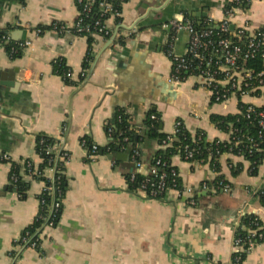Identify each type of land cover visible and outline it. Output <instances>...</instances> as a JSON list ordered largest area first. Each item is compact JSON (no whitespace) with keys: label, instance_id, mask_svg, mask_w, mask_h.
Listing matches in <instances>:
<instances>
[{"label":"crops","instance_id":"obj_1","mask_svg":"<svg viewBox=\"0 0 264 264\" xmlns=\"http://www.w3.org/2000/svg\"><path fill=\"white\" fill-rule=\"evenodd\" d=\"M230 2L125 0L119 16L107 20L111 37L96 38L94 59L84 68L87 36L49 28L55 22L75 24L76 0H0V30H7L0 35V73L17 70L21 84L17 92L0 85V151L10 156L8 161L0 157V264H233L242 216L255 213L264 219V204L252 193L264 186V161L254 176L251 162L241 155H222L218 169L210 161H186L173 155L171 163L183 185L199 189L208 182L213 186L222 176L233 188L200 191L196 203L189 205L174 190L163 200L131 192L125 179L127 161L113 165L108 154L88 162L81 143L89 138L106 146L111 138L107 125L121 109L131 115L138 130L149 112L157 111L166 133H173L175 122L181 120L194 136L202 131L208 140H228V131L218 127L213 116L237 115L241 102L261 105L263 100L213 102L197 77L174 81L167 54L171 32L164 22H219ZM205 12L207 16H199ZM246 22L251 30L264 28V0L242 1L233 24ZM150 24L154 26L139 32ZM5 35L12 43H31L11 57ZM187 43L183 34L178 47ZM59 58L73 71L75 83H66L56 72ZM83 69L86 77L80 82ZM40 134L56 138L59 147L70 153L63 170L69 187L57 225L42 231L38 248L20 247L15 239L33 224L44 183L26 177L30 184L24 198L7 187L13 162L41 161L36 153ZM160 147L156 140H146V158ZM242 264H264V242H258Z\"/></svg>","mask_w":264,"mask_h":264},{"label":"built area","instance_id":"obj_2","mask_svg":"<svg viewBox=\"0 0 264 264\" xmlns=\"http://www.w3.org/2000/svg\"><path fill=\"white\" fill-rule=\"evenodd\" d=\"M243 0H231L224 8V17L221 21L215 22L212 19H206L198 27L194 21L189 19H175L171 21L172 32L167 46V54L172 60V79L176 82L183 81L189 76L197 77L201 83L209 90L213 102H227L233 98L241 100L245 97H256L263 100V104L243 103L241 102L242 114L247 120L246 125H254L258 128L256 135L246 132L243 128L235 126L233 123L228 125V140H209L210 146L208 152L210 157H221L226 153H232L241 156H252L264 151V28L251 30L248 22L245 25L235 26L231 29L233 18L238 11L239 5ZM79 9L78 18L72 27L58 22L53 23L52 30L58 33L71 32L80 36H93L94 38L111 37L112 31L107 24L111 16H119L120 12L114 7L112 0H76ZM97 7L99 14L94 17L93 10ZM168 26V24H166ZM186 30L189 36V42L185 54L178 55L175 53V43L178 40V32ZM37 31L43 33L45 30L37 28ZM5 44L10 43L9 54L14 57L20 54L30 45V41L12 43L9 36H4ZM62 58L55 60V65H60ZM66 82V78L73 80V71L68 68L61 75ZM86 77V71L80 74V82ZM152 119L156 115L151 116ZM183 122H175V130L168 134V141L164 146L171 144L178 132L181 131ZM111 136L112 128L107 129ZM125 140H128L126 138ZM82 146L86 150V160L88 162L97 161L103 154L99 153V145L95 142L91 146L87 144V138L81 140ZM183 155L181 157L186 161H195V156L199 153V148L191 144L181 145ZM223 148H226L223 151ZM50 149V147H49ZM122 152L126 147L124 146ZM55 164L48 167L45 171L33 168V160L27 163L28 173L26 177L34 179V176H46L54 184L56 183L57 174L61 173L59 162L65 163L70 159V153L59 145L54 147ZM236 150L235 153L233 151ZM110 154V147H107ZM139 150H133L129 155L133 167L129 169L128 175H125L127 187L131 192L142 194L148 199L163 200L169 190H174L177 196L185 200L186 204L194 205L200 191L212 190L213 188L231 192L232 186L229 182L221 179L217 185H210L208 182L202 184L199 189L191 186H185L180 180L179 172L172 165L169 171L160 170L158 166L163 163L161 159L156 161V165L139 160ZM0 157L4 161L10 160L7 153L0 151ZM25 160V159H24ZM24 160L21 163H24ZM32 160V161H31ZM113 165L116 164L112 159ZM252 164V162H251ZM142 174L141 180L137 175ZM18 176L12 173L10 180L17 181ZM39 194L40 208L33 221H41L40 226L35 232L25 230L19 235L15 242L20 247L38 248L40 245L41 233L46 227H54L58 223L57 214L62 210L65 196L61 190L54 185H46ZM135 185V186H134ZM134 186V187H133ZM50 191L55 195L56 191L60 194L58 199L52 204H47L46 199L42 196L45 191ZM17 194L18 192L15 191ZM253 195L260 198L264 195V188L257 187L252 190ZM19 195V194H18ZM20 196V195H19ZM245 216V215H243ZM242 216V217H243ZM263 220L261 217L256 220ZM255 228H246L245 236L235 237V253L233 264H242L244 256L252 250L258 242H264L263 225L257 224ZM240 226V225H239ZM238 226V227H239Z\"/></svg>","mask_w":264,"mask_h":264},{"label":"trees","instance_id":"obj_3","mask_svg":"<svg viewBox=\"0 0 264 264\" xmlns=\"http://www.w3.org/2000/svg\"><path fill=\"white\" fill-rule=\"evenodd\" d=\"M21 3H24L25 0H19ZM125 0H112L114 7L121 13L123 3ZM99 14L98 8L95 7L93 10V16L96 17ZM187 15V14H186ZM120 20V17L118 18ZM198 27H202V24H198L194 22ZM49 28H52L50 26ZM45 30V28H42ZM88 38V44H89V54L86 56L83 67L87 68L90 67L91 61L94 59V53L92 52L93 46L96 43L97 39L93 36H87ZM110 38V37H109ZM108 39V38H107ZM4 41V40H3ZM7 50L9 51L11 44H5ZM19 56V54L15 55L14 57ZM69 67L67 66L65 60L62 59V62L60 65H55L56 72L60 75H63ZM66 83L72 84L75 83L74 81H71L70 79L66 78ZM155 114L156 118L152 119L151 116ZM213 121L220 127L221 129L228 128V125L230 123H233L235 126H239L243 128L246 132L251 133L253 135H256L258 128L254 125L247 126L246 122L247 120L242 114L237 115H228V116H221V115H214ZM162 119L160 114L157 111H150L147 119L144 123V125L141 126V128L138 130L136 129L135 125L132 122L131 115L125 111V109L118 110L116 113V116L114 119H112L109 124L107 125L108 128H112L111 132V138L106 146H100L99 145V153L103 155H108L109 152L107 151V147H110V155L116 154L117 152H122L123 147L125 146L126 151L129 155L132 154L133 150H139L140 155L138 156L139 160H143L145 162L151 163L153 165H156V161L158 159H161L162 162H167V165H164L161 163L158 168L160 170H170L171 158L175 154H181L183 155V147L181 145L185 144H191L192 146H196L199 148V153L195 156V161L199 162H207L210 161L211 164L214 165L215 169H218V162L216 156L210 157L208 152V147L211 145L209 140L206 138V134L202 131H199L195 134V136L185 128L184 124L181 128V131L178 132L176 135H174L175 140L168 144L167 146H164L165 141H168V134L163 131L161 127ZM128 138V140H125ZM83 139V138H82ZM146 140H156L160 145V149H158L155 153V155L151 158H146L145 152L143 150V144ZM93 141H91L89 138H87V144L88 146H91ZM58 140L52 136L43 135L40 134L37 136L36 140V153L41 158V161L39 163H33V168H38L39 170L45 171L48 167L55 164V150L54 147L57 146ZM264 146V144H263ZM50 147V149H49ZM226 148H223V151ZM236 150L233 151L235 153ZM180 155V156H181ZM246 159H248L250 162H252L250 167V173L254 176H257L259 174V167L264 161V151L259 152L257 154H254L252 156H244ZM220 158V157H219ZM31 158H26L24 160V163L19 162H13L12 169L10 172V176L12 173L17 174L18 179L17 181H12L9 179L8 184V190L17 191L21 198H24L27 196V190L29 189L30 182L27 180L26 175L28 173V167L27 162L30 161ZM116 161V164H122L121 161H119L117 158H114ZM148 159V160H147ZM129 160L125 162L126 166L128 167L127 171L133 167L132 162ZM169 165V166H168ZM59 168H61V173L57 174L56 176V183H52L50 179H48L46 176H34L35 180H39L46 183V185H54L55 187H58L61 190V194L63 196L66 195V192L68 190V180L66 178V175L64 173V163L59 162ZM157 166V165H156ZM173 166V165H172ZM174 167V166H173ZM126 171L125 175H128V172ZM239 169L234 171V174H238ZM143 177L142 174L137 175L138 180H141ZM223 179L222 176H219L216 181H214L213 185H217V182L219 180ZM181 178H179V184H180ZM135 186V185H134ZM133 186V187H134ZM220 190V188H218ZM58 191H56L55 195L51 193L50 191H45L43 193V197L46 199L47 204H52L54 200L58 199L59 197ZM262 203L264 204V195L260 197ZM62 211V210H61ZM61 211L57 214V219L59 221V218L61 216ZM259 215L255 213H247L245 216L241 219V224L238 227L237 235L238 236H245L247 234V229L255 228L257 227V224L264 226L263 220H256ZM41 221H36L33 224H31L26 230H29L31 233L36 231V228L40 226ZM264 232V228H263ZM246 258V255L244 256V259Z\"/></svg>","mask_w":264,"mask_h":264},{"label":"water","instance_id":"obj_4","mask_svg":"<svg viewBox=\"0 0 264 264\" xmlns=\"http://www.w3.org/2000/svg\"><path fill=\"white\" fill-rule=\"evenodd\" d=\"M199 16H207V12L200 14ZM169 21L170 20H166L164 22V23H168V26L165 27V30L172 32V26H171V23H169ZM160 24L162 25L163 22H160ZM152 26H154V25L150 24V25L141 26L139 28V32H141L147 28H150ZM234 28H235V25L232 24L231 29H234ZM4 32H7V30H0V35L3 34ZM11 33H14V32L11 31ZM183 34H185L188 37V42H189L188 32L184 29L180 30L177 34L178 40H177V44L175 46V53L178 55L185 54L186 49H187V45H188V43H187V45H182V47H178V41H179V39L182 38ZM113 40H114V38L111 40V42L108 43V46L113 42ZM16 72H17V70H11L9 72L2 71L0 73V85L9 88V90L11 92H17L19 90L21 84H20V82H18L16 80ZM161 126H162V124H161ZM110 156L112 159L117 158L119 161H128L129 160V154L125 153V152H117L116 154H111ZM263 188H264V186H263Z\"/></svg>","mask_w":264,"mask_h":264}]
</instances>
